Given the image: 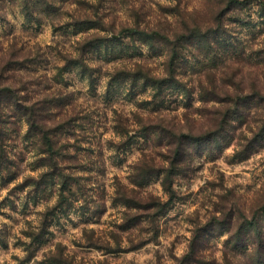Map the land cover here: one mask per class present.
<instances>
[{
	"label": "rangeland",
	"instance_id": "rangeland-1",
	"mask_svg": "<svg viewBox=\"0 0 264 264\" xmlns=\"http://www.w3.org/2000/svg\"><path fill=\"white\" fill-rule=\"evenodd\" d=\"M22 2L0 0V264H264V0Z\"/></svg>",
	"mask_w": 264,
	"mask_h": 264
},
{
	"label": "trees",
	"instance_id": "trees-1",
	"mask_svg": "<svg viewBox=\"0 0 264 264\" xmlns=\"http://www.w3.org/2000/svg\"><path fill=\"white\" fill-rule=\"evenodd\" d=\"M37 3H40V0H36ZM25 6H26V10H30L29 6L31 3V0H23L22 2ZM37 5V4H36ZM129 32L134 33L136 32V30H129ZM6 83V81H3V83H0V114H1V107L2 104L4 102H18V98H16V92L7 87L4 86V84ZM16 90V89H15ZM12 94L14 95V97L12 96ZM24 115H26L27 119H28V123L30 125V133L31 134H35V135H39L41 137V140H43L44 144H45V151L47 152V154L49 155V157L54 160L55 157H57L59 149L57 147V143L54 142L53 138L51 137V128H49L47 126V124L45 122H43L40 118V116H38L37 114V110L32 107V108H24ZM0 122H2V117L0 116ZM174 173L171 171L167 172V176L165 179L166 183H169L171 176ZM174 175H177V173L175 172ZM66 186V184H65Z\"/></svg>",
	"mask_w": 264,
	"mask_h": 264
}]
</instances>
